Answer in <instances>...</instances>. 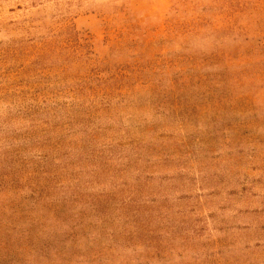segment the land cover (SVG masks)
I'll return each mask as SVG.
<instances>
[{"label":"rangeland","instance_id":"obj_1","mask_svg":"<svg viewBox=\"0 0 264 264\" xmlns=\"http://www.w3.org/2000/svg\"><path fill=\"white\" fill-rule=\"evenodd\" d=\"M0 264H264V0H0Z\"/></svg>","mask_w":264,"mask_h":264}]
</instances>
